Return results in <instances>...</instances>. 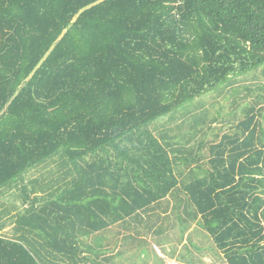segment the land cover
I'll list each match as a JSON object with an SVG mask.
<instances>
[{
	"label": "trees",
	"instance_id": "trees-1",
	"mask_svg": "<svg viewBox=\"0 0 264 264\" xmlns=\"http://www.w3.org/2000/svg\"><path fill=\"white\" fill-rule=\"evenodd\" d=\"M261 69L264 0H0V264L192 225L264 264ZM207 95L232 113L187 107Z\"/></svg>",
	"mask_w": 264,
	"mask_h": 264
},
{
	"label": "rangeland",
	"instance_id": "rangeland-1",
	"mask_svg": "<svg viewBox=\"0 0 264 264\" xmlns=\"http://www.w3.org/2000/svg\"><path fill=\"white\" fill-rule=\"evenodd\" d=\"M252 84L253 85L261 84L262 86H264V69L259 70L257 73L253 74L252 76L249 75L248 77H246L244 79L243 78L240 79V82L238 85H240V87H241V85L251 86ZM242 94L244 95V93H242ZM224 96L227 97L226 93ZM224 96L222 97V96H216V95H207V96H204L201 99L189 104L187 107L190 106L191 108H193L200 103V104L204 105V108L208 111L209 115L211 116L214 113H216V110L220 107V105H222V107L224 109L222 111V114L219 113V115L221 118H225L226 114H229L228 111H230L229 110L230 107L228 109L227 100L224 99L225 98ZM250 101H251L250 97L239 100L240 107L238 109H236L235 113L239 115L241 108L244 107L246 105V103H249ZM237 103H238V101H237ZM231 110L233 111V108H231ZM232 111H230V114L232 113ZM219 126L222 129L221 132H224V131H227L226 126H229V125L217 123L216 127H219ZM141 230H143V228H141ZM160 232H161L160 235L157 234V235H150V236H145L143 234L137 236L133 232H130L133 235L134 239L132 240V242H130L129 240H125L123 242V244H125V246H127L129 248L128 254H130L132 251V253L130 254V257L132 258V260H133L134 254L137 252V250H139L138 253H139V255H141L146 250V248H149L151 246V243L155 246L162 247L166 242H168V240H176V238L179 235L177 233V231L166 232V231L162 230ZM110 237H111V234H106L105 240H107L108 238L110 239ZM190 239L192 241L191 243H189L190 249H188V246H187V247H183L180 251L181 256L185 257L186 252L189 250L190 257L192 258L189 264H226L224 261L223 254L215 247L211 238L197 225H196V227L193 228V230L190 234ZM89 240H100V239L99 238L97 239L93 236ZM139 240H141V241L144 240L146 244L144 243L142 245L143 242H140ZM134 243H137L138 245H136ZM168 243H169L170 249L172 248L174 250L176 248L173 241H170ZM168 243L166 245H168ZM103 244H105V243H103ZM120 244H121V241H120ZM116 245H117V242H116ZM108 248L111 249L112 244H109ZM196 249H198V250L195 251ZM148 255H149V257H151L150 254H148ZM186 257H188V256H186ZM145 259H146V257H145ZM145 259H144V263L146 262ZM132 264H136V263L132 262ZM145 264H147V263H145ZM148 264H158V263H154V260H153V262H150Z\"/></svg>",
	"mask_w": 264,
	"mask_h": 264
},
{
	"label": "crops",
	"instance_id": "crops-1",
	"mask_svg": "<svg viewBox=\"0 0 264 264\" xmlns=\"http://www.w3.org/2000/svg\"><path fill=\"white\" fill-rule=\"evenodd\" d=\"M194 227H196V225H192V227L186 233H184L183 238H181V239L176 238V240H168V242H170V241L174 242V245L176 246V248L174 250L172 248L171 249L169 248L168 242H166L162 247L155 246L151 243V246L149 248H146V250L142 254L140 253L141 255H139V253H138L139 250L136 249L137 252L134 254V256L132 255L133 260L130 257V254L132 253V251L130 254H128L129 248L127 246H125V244H123V242L125 240H120V238L123 236V234H121L118 237V240H113V237L115 235L114 232L119 231L120 233H123L122 229H119L116 227L110 228L111 229V232L109 233V234H111L110 239L108 238L107 240H103V239L102 240H86V242L95 246L94 247L95 249L97 247L102 248V252H104L103 250H106L107 255L113 256V259L111 260L110 264H132V262L136 263V264H145V263L148 264L150 262H153V260H154V263H158V264H189L191 259H192L190 257V254H189V250L186 252L185 257L181 256L180 251L183 247H187V246H188V249H190L189 243L192 242L190 239V234H191ZM106 234H108V233H106ZM106 234H105V236H106ZM188 239H190V240H188ZM120 241H121V244H120ZM129 241L132 242V240H129ZM139 241L143 242L142 245L145 243L144 240H142V241L139 240ZM116 242H117V245H116ZM103 243H105V244H103ZM167 243H168V245H166ZM109 244H112L111 249L108 248ZM134 244L138 245L137 243H134ZM197 250L198 249H196L195 251H197ZM148 254H150L151 257H149ZM186 256H188V257H186ZM145 257H146V259H145ZM144 259L146 261L145 263H144Z\"/></svg>",
	"mask_w": 264,
	"mask_h": 264
}]
</instances>
